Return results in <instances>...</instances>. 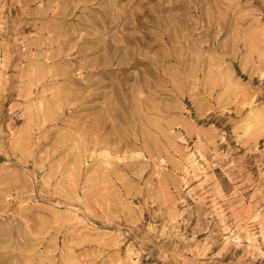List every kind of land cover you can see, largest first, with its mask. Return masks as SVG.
I'll return each instance as SVG.
<instances>
[{
	"label": "rangeland",
	"instance_id": "rangeland-1",
	"mask_svg": "<svg viewBox=\"0 0 264 264\" xmlns=\"http://www.w3.org/2000/svg\"><path fill=\"white\" fill-rule=\"evenodd\" d=\"M0 264H264V0H0Z\"/></svg>",
	"mask_w": 264,
	"mask_h": 264
},
{
	"label": "bare ground",
	"instance_id": "bare-ground-1",
	"mask_svg": "<svg viewBox=\"0 0 264 264\" xmlns=\"http://www.w3.org/2000/svg\"><path fill=\"white\" fill-rule=\"evenodd\" d=\"M134 260V259H133Z\"/></svg>",
	"mask_w": 264,
	"mask_h": 264
}]
</instances>
